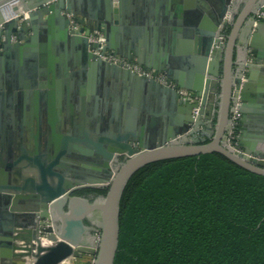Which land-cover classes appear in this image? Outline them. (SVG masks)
<instances>
[{
  "label": "water",
  "instance_id": "obj_1",
  "mask_svg": "<svg viewBox=\"0 0 264 264\" xmlns=\"http://www.w3.org/2000/svg\"><path fill=\"white\" fill-rule=\"evenodd\" d=\"M180 1L159 5L183 10ZM204 1L211 12L206 15L205 8L192 15L198 27L190 33L186 70L168 56L147 59L133 41L117 50L155 68L174 88L95 52L98 44L90 34L105 35L104 53L122 31L124 0H0L2 264H63L87 253L95 255L93 264H115L122 195L132 175L148 163L219 152L264 175V84L256 80L257 65L264 63V16L255 22L264 0ZM227 27L230 33L221 42ZM88 68L146 90L164 110L150 113L151 119L146 111L138 129L126 125L115 133L91 134L85 114ZM63 83L65 101L60 96L56 101ZM179 87L199 100H183ZM238 98L242 132L232 147L228 138ZM8 126L20 131V147L7 146L6 157L1 132ZM24 129L35 140L33 150L24 145ZM87 159L97 163L88 177ZM83 188L107 192L90 200L76 194Z\"/></svg>",
  "mask_w": 264,
  "mask_h": 264
},
{
  "label": "trees",
  "instance_id": "obj_2",
  "mask_svg": "<svg viewBox=\"0 0 264 264\" xmlns=\"http://www.w3.org/2000/svg\"><path fill=\"white\" fill-rule=\"evenodd\" d=\"M115 264H264V175L219 152L146 164L122 195Z\"/></svg>",
  "mask_w": 264,
  "mask_h": 264
},
{
  "label": "crops",
  "instance_id": "obj_3",
  "mask_svg": "<svg viewBox=\"0 0 264 264\" xmlns=\"http://www.w3.org/2000/svg\"><path fill=\"white\" fill-rule=\"evenodd\" d=\"M161 0H124L122 7V31L118 33L108 51L116 54L130 62H135L145 69L156 70L153 67L143 65L135 59H129L117 50L126 49L133 41L134 46L147 59L159 56H168L176 68L186 70L190 63L192 54L189 48L190 33L198 26L192 21V15L199 10L207 8L205 12L209 15L210 8L204 0H182L177 5L182 9L168 8L159 5ZM159 5V6H158ZM251 58V57H250ZM256 80L264 84V63L257 65ZM77 70V67L75 71ZM6 78V71H4ZM85 114L88 118V131L93 133L118 132L117 128L128 127L138 129L142 114H155L164 109L146 90L132 84H126L109 73L88 68L85 74ZM72 82V81H71ZM70 87L73 89V83ZM65 84H62L61 92L55 93V99L65 101ZM60 96V98H56ZM146 111H148L146 113ZM154 116V115H153ZM80 114L76 115L79 118ZM151 115H149V119ZM160 119L161 116H155ZM103 120L99 127L94 125L96 120ZM113 119L114 123L108 124L105 120ZM94 121V122H93ZM204 129V127H202ZM96 130V132H95ZM65 132V131H64ZM242 129L239 130V133ZM91 254L83 258H71L64 264H89ZM2 264V261H0Z\"/></svg>",
  "mask_w": 264,
  "mask_h": 264
},
{
  "label": "built area",
  "instance_id": "obj_4",
  "mask_svg": "<svg viewBox=\"0 0 264 264\" xmlns=\"http://www.w3.org/2000/svg\"><path fill=\"white\" fill-rule=\"evenodd\" d=\"M263 8H264V3L257 10L255 22H258L264 16ZM72 25L74 28H77L76 26H74V20H72ZM225 36L226 35L220 38L221 42L224 41ZM89 40L91 42H96L98 44V46L95 48V52L97 54H100L102 58L107 62L111 64L120 65L124 68H128L140 75H144L148 78L156 79L157 81L163 84H167L171 87L174 88L176 87V84L174 82H170L169 79L162 73H156L155 70L145 69L140 64L135 62H130L116 54L110 53L108 50L102 53V51L105 49L106 41H107L103 33L101 32L92 33L89 36ZM177 90L181 98L187 102L195 103L199 100L198 97L192 91H189L186 88L179 87ZM240 105H241V101L238 98L234 104V111L231 117V128L229 131V138H228V144L232 147H236V145L238 144V137L240 134L239 133V118L241 117V112L239 109ZM195 111H197V109H195Z\"/></svg>",
  "mask_w": 264,
  "mask_h": 264
},
{
  "label": "flooded vegetation",
  "instance_id": "obj_5",
  "mask_svg": "<svg viewBox=\"0 0 264 264\" xmlns=\"http://www.w3.org/2000/svg\"><path fill=\"white\" fill-rule=\"evenodd\" d=\"M224 32H225V35L229 34L230 33V27H227ZM64 131H65V129L60 130V132H62V133ZM26 132L27 131L25 130L24 135H26V136H25L24 141H23L24 145H25V147L29 148L30 150L31 149L33 150L35 147V140L33 138H30L29 133H26ZM1 133L3 135V141L5 143V145L3 147H1V149L4 152V155L7 157L8 156V154L6 153L7 146H10L12 148V146L15 144V146L20 147L18 145L20 142L19 141L20 131L18 129H16L14 126H11V127L8 126L6 129H2ZM38 134L40 135V137H42V139L45 138L44 133L40 132ZM0 146H2V145L0 144ZM83 165L85 166V170H86L85 176L86 177H88L89 175H94V172H95L94 167L97 166V163L95 161L87 159V160H84ZM68 166H70V164ZM101 167H103V166H101ZM88 171H90L91 174H88ZM103 190H105V189L83 188V189L77 191L76 194L85 196V197L89 198L90 200H93L96 197H98L99 195H101V191H103Z\"/></svg>",
  "mask_w": 264,
  "mask_h": 264
},
{
  "label": "rangeland",
  "instance_id": "obj_6",
  "mask_svg": "<svg viewBox=\"0 0 264 264\" xmlns=\"http://www.w3.org/2000/svg\"><path fill=\"white\" fill-rule=\"evenodd\" d=\"M88 254H90V253H87V254H84V255H88ZM84 255H83V256H84ZM83 256H80V257H72V258L79 259V258H83ZM94 258H95V255H94V254H91V259H90L89 264H93ZM68 261H69V260H68ZM65 262H67V261H65ZM65 262H64V263H65ZM64 263H63V264H64Z\"/></svg>",
  "mask_w": 264,
  "mask_h": 264
},
{
  "label": "bare ground",
  "instance_id": "obj_7",
  "mask_svg": "<svg viewBox=\"0 0 264 264\" xmlns=\"http://www.w3.org/2000/svg\"><path fill=\"white\" fill-rule=\"evenodd\" d=\"M10 8H11V7H7V8L5 9V13H6V14H9V12H11ZM68 260H69V259H68ZM68 260H67V261H68Z\"/></svg>",
  "mask_w": 264,
  "mask_h": 264
}]
</instances>
